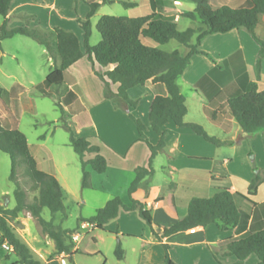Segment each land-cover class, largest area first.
I'll use <instances>...</instances> for the list:
<instances>
[{
	"label": "rangeland",
	"instance_id": "1",
	"mask_svg": "<svg viewBox=\"0 0 264 264\" xmlns=\"http://www.w3.org/2000/svg\"><path fill=\"white\" fill-rule=\"evenodd\" d=\"M124 1L133 2L134 0H113L112 3L101 5L91 17V45H97L101 40V34L97 29V23L101 16L105 14L142 16L149 12L146 8V0H137L135 1L136 5L131 6L125 5ZM192 4L195 5L194 2ZM89 8V4L85 0H79L78 3L76 0H13L11 14L7 17L0 14V28L6 20L8 27L30 26L43 30L61 27L73 31L83 44V30L79 20L85 19ZM199 24L197 21L183 17L178 23V28L184 30L188 26H203L200 20ZM141 38L145 44L157 46L166 51L189 50L176 39L159 44L150 37L142 36ZM192 42H195V38ZM54 64L55 60L48 50L32 37L15 34L0 41V120L3 123L9 121L5 102L10 115L19 121L20 130L26 134L28 143L37 154L41 164L43 165L45 162L46 165L54 164L59 167L61 173L59 176L62 178V182L64 179L66 180L68 186L64 197L66 214L58 212L52 216L51 211L44 208L42 216L47 220H52L54 229L60 226L64 230L70 231L71 234L78 229L81 219L93 216L98 208L106 204V198L111 196L112 190L119 192L120 188L108 183H105L103 188L82 187L80 158L70 144L71 132L66 125L71 127L76 136H89L91 142L103 141L107 136L114 138L119 135H130L132 134L131 125L134 127L136 125L130 117L131 113L150 125L148 99L151 93H147L148 91L144 90L143 86L129 92L132 99L141 98L142 100L137 109L120 102L113 95L117 84L110 82L107 85L96 74V72L103 73L106 67L97 62H91L86 56L69 68V72L74 75L80 86L77 89L87 107L84 112L74 116L73 110H69L63 104L65 83L48 85L44 82ZM66 78V84H69L71 78H68L67 75ZM180 89L186 97L188 107L185 119L200 124L211 136L220 138L233 136L234 143L217 146L191 129L187 130L192 136L187 138L189 142L183 143V148L186 149L190 146L191 150H196L197 154L210 158L192 159L179 151L175 154H159L152 161L153 173L139 187L136 193L137 198L147 201V196L156 199L168 193L170 188L164 185L166 179H181V173L177 170L173 169V175L169 174L171 170L169 164L176 167L190 164L205 175L209 172L224 176L232 175L238 190L246 191L245 184L248 183L255 169L264 175V145L261 141H254L251 138L238 140L239 134L235 130L239 127L237 122L232 131L227 133L204 113L203 104H208L205 97L203 98L181 81ZM45 91L48 94H45ZM103 97L108 100L104 99V102H98ZM60 102L62 105H59ZM155 133L151 128L147 135L155 136ZM90 157L87 155L85 159ZM12 166L11 156L0 150V205L6 208H13L16 205L17 184L11 180ZM16 178L19 186L26 192V201L32 202L38 195V190L32 189L33 182L27 175L23 164L17 166ZM262 196H264V186L259 194V197ZM147 208L153 212L151 205H148ZM166 209L162 206L155 211L158 220L162 223L174 220L171 219L174 217ZM138 215L131 214L127 218L124 217V220L120 221L121 227L142 230L138 224ZM118 222L110 221L104 226V230L96 229L93 233L87 234L81 241V246L92 253L87 254L83 249L78 251L73 256L75 264H150L148 261L140 259L139 249L143 245V233H141L143 231H139L140 233H137L136 237L116 236L111 233V230L114 232L118 230ZM9 223L43 264H63V259L67 264H74L72 260L68 259L74 246L70 252H58L54 239L48 235L38 218L33 216L29 209L19 212L16 218L10 219ZM83 231L88 233L86 230ZM231 233L226 232V234ZM66 241L69 242L70 239L66 238ZM118 244H121L125 250V258L122 260H119L115 254ZM176 251L182 256V264H217L208 245L192 247L189 257L186 255L187 249L178 248ZM231 257L236 260L235 256ZM253 257L258 259L255 254ZM17 258L13 251H7L0 247V264H10ZM219 258L223 263L227 261V258L223 257L221 253ZM248 264L252 263L249 261Z\"/></svg>",
	"mask_w": 264,
	"mask_h": 264
},
{
	"label": "trees",
	"instance_id": "2",
	"mask_svg": "<svg viewBox=\"0 0 264 264\" xmlns=\"http://www.w3.org/2000/svg\"><path fill=\"white\" fill-rule=\"evenodd\" d=\"M13 0H0V14L7 17ZM196 4L193 11L184 13L185 16L200 20L203 26L188 27L180 30L177 26L175 16L163 13V7L158 2L154 3V11L142 16H116L105 14L100 17L97 29L101 34V40L97 45H91L92 36L91 17L103 4L112 3L113 0L87 1L89 10L85 19H80L83 30V44L78 36L70 30L54 27L43 30L38 27L15 26L8 27L7 20L0 28V41L22 34L37 40L42 44L55 60L53 68L45 78L48 85H62L64 83L65 71L83 57H88L91 62H97L106 67L103 73L96 74L106 82L117 84V91L113 94L120 102L138 108L142 102L141 98L132 99L129 89L144 85L147 81L161 83L165 86L167 94H156L152 97L148 107V116L151 128L159 135L156 144H152L145 136L147 126L140 117L130 114L137 129L150 151L149 167L140 166L136 169V177L129 186L128 193L131 205L124 204L120 196H114L106 204L98 208L95 214L81 221L94 222L98 229L111 219L117 217L121 208L126 210L138 209L141 217L148 225H152L153 217L144 204L133 198V193L140 182L153 173V158L165 145L167 126L172 121L176 126H189L197 134L204 136L207 140L223 144L215 136L209 135L198 123L186 122L185 115L188 113L186 97L181 92L177 82L178 77L184 72L190 63L193 54L205 51L199 46L208 34L224 33L234 28H244L250 32L252 38L259 46L256 56L257 79H260L262 62L264 59V38L256 33V27L260 15L264 13V0H250L249 7H234L222 5L214 7L212 0H190ZM78 3L79 0H76ZM129 6V2L124 1ZM159 7V10L155 9ZM150 37L159 44H165L172 39L186 45L189 50L183 54L178 49L166 51L157 46L145 44L141 37ZM195 38V42L192 40ZM108 93V92H107ZM45 94H48L45 91ZM1 95V92H0ZM108 95V94H107ZM75 99L80 106L79 100L73 91L67 92L63 102L74 112V106L70 99ZM9 121L3 123L0 120V150L8 153L12 158L11 180L15 181L16 205L6 208L0 205V247L7 240L14 248L17 260L11 264H43L32 251L31 247L22 240L10 225L11 218H16L18 213L29 209L33 216L37 217L48 235L54 239L58 252H70L74 243L70 231L62 227L53 228L52 220L42 216L44 208H48L52 216L58 212L65 213L64 192L59 180L53 175L39 168L36 157L32 154L26 134L20 130L19 121L10 115L7 104L4 102ZM228 108L233 118L242 129V134L249 136L258 130L264 129V89L258 88L257 81H250L246 90L240 89L232 94L227 101ZM59 105H62L60 102ZM216 112L210 113L215 118ZM71 132L70 144L78 154L81 162L83 188L91 187V172L89 168L97 173L107 170L108 163L104 155L100 153V146L92 143L86 136H76L69 125ZM94 154L93 157L85 159L86 154ZM23 164L27 175L32 180V189L38 190V195L32 202L26 201V192L19 186L16 178L17 166ZM263 177L255 169V175L251 179L248 192L255 194ZM241 200H250L240 192H233L230 188L216 190L211 196L193 197L188 203L187 213L184 217L165 226L158 235L160 241L178 232L193 229L197 226H206L217 223L221 229H232L238 226L242 231L247 229L249 216L241 209ZM253 202V201H251ZM66 238L70 241L67 242ZM226 245L225 255H233L237 258L235 264H245L244 261L251 255L258 257L259 263H264V223L260 226H251L240 235L232 236L224 241ZM165 249L164 264H175L169 253V244L163 243ZM115 254L118 259L124 258V249L119 244ZM217 257V253L214 252Z\"/></svg>",
	"mask_w": 264,
	"mask_h": 264
},
{
	"label": "crops",
	"instance_id": "3",
	"mask_svg": "<svg viewBox=\"0 0 264 264\" xmlns=\"http://www.w3.org/2000/svg\"><path fill=\"white\" fill-rule=\"evenodd\" d=\"M85 1L87 2V0ZM135 1L137 0H134L133 2L132 1H127V2L131 3L129 4V6H131V5H136L137 2ZM146 1H147L146 8L149 11L146 14L154 11V3L156 1L159 3L160 6L163 7V13L175 16L177 20V26L183 17H187L184 15V13L193 11L196 7V4L194 3L195 5H193L192 4L193 2H191L190 0H146ZM211 2L214 7H220L224 4L234 7L251 6L250 0H212ZM12 10L13 9L11 5V9L8 16L11 14ZM155 10L158 11L159 7H157ZM194 21H197L198 25H200L199 20H194ZM188 27H192V26H188ZM256 33L260 37L264 38V13L260 15V20L256 27ZM184 46L187 47L186 45ZM199 49L205 51L206 54H202V53L193 54L190 63L187 65L184 72L178 77L177 82L179 84V87L181 81L182 83L188 85L190 89L195 90V92L203 96V98L205 97L206 100L208 101V104L206 103L203 104L204 113L211 119V121L214 124L221 127L227 133H230L234 128V124L237 121L233 118L228 108V104H227L228 98L233 93H236L240 89L245 91L247 84L250 81H257L258 88L260 90L264 89V59L262 62L260 79H257L256 56L259 46L256 43V41L252 38L250 32H248L244 28H240V29L234 28L224 33L218 32V33L208 34L202 40ZM179 51L185 54L188 50L187 51L179 50ZM83 58H81L80 60H82ZM77 62L71 65L69 68L76 65ZM69 68L65 71V76H64L65 87H63L64 88L63 97L69 91H73L76 94L80 106L76 103L75 99L72 98L69 100L70 103H72V105L75 107L73 115L76 116L84 112L87 109V107L84 104L82 97L80 96L79 91L77 89V87L80 88V86L78 85L74 75L69 72ZM66 75L68 78H71L69 84H66V79H67ZM139 86H143L144 90L148 91L147 93H151V96L148 99V107L150 100L154 95L167 94L166 88L163 84L152 83L150 81H147L144 85H137L129 89L128 93L132 89L139 88ZM113 91L116 92L117 89ZM104 99L105 98L103 97L101 98V100H98V102H104ZM63 104L67 106L65 102ZM67 107L70 110V107L69 106ZM213 111L216 112L215 118H212L210 115V113ZM185 121L191 122L186 119ZM143 122L147 126V130L145 131L144 137H146L152 144H156L159 140V135L155 133L156 134L155 136L152 134L148 136L147 134L150 132L151 127L150 125L146 124L145 121ZM189 129L192 130V128H190L189 126H176L171 121L167 126V134L165 139L166 145L161 151L158 152V154L153 158V160H155V158L161 153L175 154L178 151L185 153V155H187L189 158L192 159H199V160L209 159L210 157L197 154L196 150L195 151L191 150L190 146L186 147V149L183 148V143L189 142L187 138L192 136L191 133H188L187 131ZM131 130H132V134L130 135H119V136H115L114 138L111 136H107V138H104L105 140L103 141L92 142L100 146V153L104 155L105 158L107 159L108 167L107 170L103 173H97L91 168H89L91 172V184H92L91 187L103 188L105 183H108L113 186H118L120 188L119 192H115L116 190L114 191L112 190L110 194L111 196L107 197L106 200L108 201L114 196H120L124 204L126 205H131L132 203L128 193V189L130 184L136 177V169L140 166L148 167L150 161V155H151V151L147 143L144 140H142V136L140 135L137 126L135 125L134 127V125H131ZM235 130L236 133L239 134L238 140L243 138H251L254 141H261L262 144L264 145V129L258 130L254 134L249 136L242 135V129L240 125L239 127L235 128ZM77 136H85V135H77ZM86 137L90 139L89 136ZM215 137L225 142L223 144L218 145L209 140L208 141L217 146L232 145L234 143L233 136L225 137V138H220L218 136ZM29 147L32 154L37 159L39 168L50 174H53L59 180L65 197L68 186L66 180L64 179V182H62L61 180L62 178H60L59 176L61 174L59 167L55 166L54 164L46 165L45 162L42 165L37 154L32 149L30 143H29ZM87 155L93 157L94 154L88 153L86 154V156ZM169 166L171 167L169 174L173 175V169L177 170L179 173H181L180 176L181 179L180 180L166 179L164 185H167L170 188V190L166 195L159 196V198L156 199L148 198L149 196H147L148 199L147 201L137 198L136 193L139 187L143 184V182L147 180L148 176H146L140 182L138 188L133 193V198L141 201L144 204L145 208H147L148 205L152 206L153 208V212L151 211L153 217L152 225H148L146 223V221L139 214L138 209L126 210L125 208H121L117 217L110 220V221L115 220L117 222L119 221L118 230L116 232L111 230L112 231L111 233L115 234L116 236L120 235L121 237L124 236L136 237L137 233H140L139 231H143L141 232L143 233L142 234L143 245L139 249L141 256L140 259L144 261H148L150 264H164L165 249L163 243L169 244V253L175 264H182V256L178 251H176L178 250V248H181L182 250L187 249L188 252L186 253V255L189 257L191 255L190 251L192 250V247L202 246V245H208L211 249V252L213 253V256H214V252L217 253V257L214 256L217 264H235L238 261L236 257H235L236 260H234L232 259L231 255L224 254L227 250L224 241L229 237L242 234L243 232L248 230L251 226L258 227L264 223V196L259 197L260 191H262V188L264 186V175L260 173L263 177V181L258 186L257 192L255 194H249L248 186L251 179L255 175V170H254V174L250 176L248 183H246L247 185L245 184L246 191H241L238 190V187L235 183V179L232 177V175L224 176L220 174H214L213 172H209L208 174L205 175L202 172L197 171L196 167L190 164H186L180 167H176L173 164H169ZM96 181H98V183H96ZM221 188H230L233 192H240L246 195L250 199V200L240 201L241 209L243 210L244 214L249 216L246 230L242 231L238 226L232 229H221L217 223L213 222L206 226H197L193 229L178 232L169 237H165L162 241L159 240L158 235L162 233L163 228L165 226L170 225L172 222L186 215L188 203L191 200V198L195 196L208 197L211 196L216 190ZM162 206L167 208L166 210H168V212L174 217L171 219L174 220H170V222L168 223H162L158 220L155 211ZM131 214L132 215L139 214L138 224H140L142 230H131L130 228L121 227L122 223L120 221L121 220L123 221L124 217L127 218L128 216H131ZM96 229L98 228L94 227L88 233H84L81 239L74 243V247L68 259L73 261V256L82 249L87 254L92 253L86 250L85 248H82L81 241L84 239V237L87 234L93 233ZM98 230H104V228ZM226 232H232V233L226 234ZM92 238L94 237L92 236ZM153 248L156 249L152 250ZM220 253L223 257L227 258V261L225 263H223L222 260H220L219 258ZM124 258H125V250H124ZM249 261L252 264H262L259 263L258 259H255V257H253V254H251L244 261V263L248 264ZM73 263L75 264L74 261Z\"/></svg>",
	"mask_w": 264,
	"mask_h": 264
},
{
	"label": "built area",
	"instance_id": "4",
	"mask_svg": "<svg viewBox=\"0 0 264 264\" xmlns=\"http://www.w3.org/2000/svg\"><path fill=\"white\" fill-rule=\"evenodd\" d=\"M94 227H96V224L94 222L89 221H81L79 227L77 230L73 231L70 235L73 241L77 242L81 239L82 235L84 234L83 230H86L87 232L91 231ZM2 247L7 251H14L13 246L7 241L4 240L2 243ZM63 264H67L66 260L63 259Z\"/></svg>",
	"mask_w": 264,
	"mask_h": 264
}]
</instances>
